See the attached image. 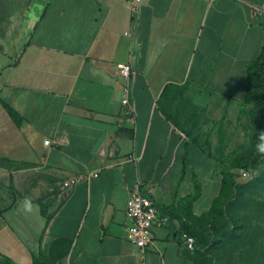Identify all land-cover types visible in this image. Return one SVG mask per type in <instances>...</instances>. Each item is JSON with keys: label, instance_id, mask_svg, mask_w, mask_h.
Here are the masks:
<instances>
[{"label": "crops", "instance_id": "1", "mask_svg": "<svg viewBox=\"0 0 264 264\" xmlns=\"http://www.w3.org/2000/svg\"><path fill=\"white\" fill-rule=\"evenodd\" d=\"M132 3L0 0V264H200L181 235L220 196L264 0ZM136 182L164 219L143 261Z\"/></svg>", "mask_w": 264, "mask_h": 264}, {"label": "rangeland", "instance_id": "2", "mask_svg": "<svg viewBox=\"0 0 264 264\" xmlns=\"http://www.w3.org/2000/svg\"><path fill=\"white\" fill-rule=\"evenodd\" d=\"M251 109V102H245L242 106L237 121L236 128L239 131L234 140V149L229 148L227 153L224 151L221 161L227 164V167L221 165V169H228L232 180L237 183L238 194L228 208L234 221L233 230L228 232L216 227L213 233L209 256L214 264H264V155L255 162L260 167V172L253 179L242 180L238 176L237 167L238 160L252 149V126L249 120ZM201 174L205 178V169ZM220 189L221 194L223 188ZM209 211L200 218V225L204 226L207 218L217 217L214 204Z\"/></svg>", "mask_w": 264, "mask_h": 264}, {"label": "trees", "instance_id": "3", "mask_svg": "<svg viewBox=\"0 0 264 264\" xmlns=\"http://www.w3.org/2000/svg\"><path fill=\"white\" fill-rule=\"evenodd\" d=\"M248 101L252 103V109L249 113L252 126L250 137L252 149L246 156L238 160L237 167L245 170H257L259 174L260 167L255 165V162L264 155L257 149V144L262 142L259 137L261 133H264V43L258 55L246 67L244 102ZM3 105L9 114L15 117L13 110L4 102ZM221 187L223 188L222 195L220 194L219 198L214 202L217 217L207 218L204 228L191 224L187 225L183 231L195 239L193 252L200 257L198 259L200 264H214L213 259L209 256V247L213 245V233L216 227L228 232L234 228L233 217L228 212V208L237 198L238 185L232 180V175L228 169L222 171ZM197 189L196 186L193 193L183 200L187 207L197 195Z\"/></svg>", "mask_w": 264, "mask_h": 264}, {"label": "built area", "instance_id": "4", "mask_svg": "<svg viewBox=\"0 0 264 264\" xmlns=\"http://www.w3.org/2000/svg\"><path fill=\"white\" fill-rule=\"evenodd\" d=\"M209 2L213 0H207ZM142 0H133L132 6L133 11L135 12L138 5ZM264 13V5L258 9H255V15H261ZM120 73L126 81L129 78L130 67L128 65H120ZM121 103L125 108V113L131 121H133V109L131 107L130 101V89L128 82L123 87ZM46 145L50 142L45 141ZM258 174L257 170H245L239 169L238 176L242 180H250L256 177ZM90 176L96 177L97 174H91ZM79 178H67L62 183V191L68 193L72 188L79 182ZM125 214L126 218L129 220L130 224L126 227L125 238L126 241L134 246L137 251V255L140 260H144L147 247L150 243V228L154 225H159L163 223L164 219L159 213V210L155 202L149 197L144 196L140 191V183H135V188L128 194L126 203H125ZM184 245L188 251H193L195 247V239L189 236L186 233L181 235Z\"/></svg>", "mask_w": 264, "mask_h": 264}, {"label": "clouds", "instance_id": "5", "mask_svg": "<svg viewBox=\"0 0 264 264\" xmlns=\"http://www.w3.org/2000/svg\"><path fill=\"white\" fill-rule=\"evenodd\" d=\"M259 139L262 142L257 144V149H258L259 152L264 153V133H261Z\"/></svg>", "mask_w": 264, "mask_h": 264}]
</instances>
